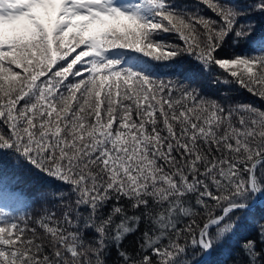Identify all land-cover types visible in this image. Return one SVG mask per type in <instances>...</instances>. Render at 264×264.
<instances>
[{"label": "snow or ice", "instance_id": "snow-or-ice-1", "mask_svg": "<svg viewBox=\"0 0 264 264\" xmlns=\"http://www.w3.org/2000/svg\"><path fill=\"white\" fill-rule=\"evenodd\" d=\"M257 14L264 0H0V169L45 183L41 214L13 216L29 201L0 174V264H264V109L202 91L264 102Z\"/></svg>", "mask_w": 264, "mask_h": 264}, {"label": "trees", "instance_id": "trees-1", "mask_svg": "<svg viewBox=\"0 0 264 264\" xmlns=\"http://www.w3.org/2000/svg\"><path fill=\"white\" fill-rule=\"evenodd\" d=\"M179 2L187 3L189 5V9L191 10L196 6L197 0H179ZM230 2L240 7H245L248 3H250V0H230ZM200 8L204 11L207 16L215 18V14L212 13L209 9H207L205 5L200 4ZM251 19L255 20V23L258 28V31L253 34V39H258L261 36H264V16L257 14L254 17H251ZM164 35L169 42H176L181 44L183 43L182 41L176 39L175 34L166 33ZM77 51H79V49H77ZM73 55H75V53ZM136 55L140 54L137 53ZM69 59H71V57H69ZM189 59L190 58L188 57L177 58L176 62L174 63H176L178 66H184L190 69L192 66L189 63ZM145 60L148 61V58L145 57ZM150 63L155 64L154 61H150ZM77 67H79V65H77ZM17 70L19 71V69ZM170 71L171 69L160 68L157 74L164 75L165 73ZM69 79L71 80L72 77H69ZM202 91L204 95L218 99L222 103L233 105L238 103H252L253 105L259 106L264 109V102L254 97L252 94L248 93L246 90L240 88L237 85H225L222 82L212 84L205 83ZM225 93L226 95H224ZM0 174H2L6 180H14V187L17 190L24 192L27 200L29 201L27 206H6L4 210L12 213L13 216L27 215L34 218L38 217V215L41 214L42 209L38 202L33 203V201H35L36 194L41 191L42 188L45 186L44 181L28 173L16 172L15 170L10 169L7 163H5L3 168L0 169ZM249 232H251L250 227H246L245 229H243L244 234H248ZM220 259L225 261L228 260V252L226 251L225 254L220 257Z\"/></svg>", "mask_w": 264, "mask_h": 264}]
</instances>
